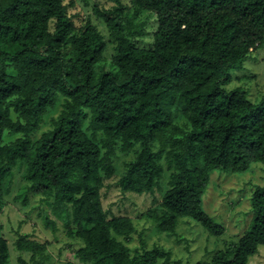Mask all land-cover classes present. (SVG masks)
Listing matches in <instances>:
<instances>
[{
	"label": "trees",
	"instance_id": "trees-1",
	"mask_svg": "<svg viewBox=\"0 0 264 264\" xmlns=\"http://www.w3.org/2000/svg\"><path fill=\"white\" fill-rule=\"evenodd\" d=\"M92 11L107 41L75 0H0V213L20 173L13 201L40 196L44 225L80 244V264H189L143 241L131 250L135 225L104 209L103 191L116 179L122 194L152 196L166 177L159 206L145 213L158 232L174 234L187 218L223 233L201 208L210 172L264 167V99L223 87L264 47V0H133ZM141 12L156 17L146 47ZM108 44L109 66L97 73ZM119 153L130 158L117 177ZM250 205L237 243L196 264H247L258 253L264 183ZM15 235L23 256L12 263L0 237V264H76L51 262L47 242Z\"/></svg>",
	"mask_w": 264,
	"mask_h": 264
},
{
	"label": "rangeland",
	"instance_id": "rangeland-1",
	"mask_svg": "<svg viewBox=\"0 0 264 264\" xmlns=\"http://www.w3.org/2000/svg\"><path fill=\"white\" fill-rule=\"evenodd\" d=\"M75 1L81 10L82 17L89 18L104 35L106 41L108 40L107 31L93 14V7L96 6L99 10L111 12L118 5L131 8L133 3V0ZM139 19L146 21L147 33L140 43L146 47L152 41V33L156 29V17L150 13L141 12ZM111 53H113V47L108 44L106 59L97 68V73L101 69L108 68ZM229 74V81L223 85L226 90L239 88L246 92L247 98L252 102L264 99V47L252 52L241 69L231 70ZM46 126L43 125L41 131ZM9 139H13V137ZM129 158L130 156L121 153L114 158L117 177L123 172L124 163ZM20 176V173L15 175L12 191L0 213V237L6 239L9 244L10 261L14 263L18 257L23 256L14 246L17 239L15 231H19L20 234L29 235L31 240L47 242L46 252L49 253L51 262L71 261L80 264L73 254L80 244L67 238L61 228L53 233L44 225L43 215L46 213L50 216V214L40 196L29 194L26 207L13 201L17 191L24 185ZM165 181L166 177L161 183L162 191L165 189ZM263 183L264 167L258 162L250 163L248 169L240 173L224 170L210 172L209 181L202 196L201 208L206 215L223 227V233L217 236L210 235L200 224L187 218H179L174 234L158 232L154 223L146 218L145 213L149 208L159 206L162 191H156L152 196L122 194L116 186V179L106 183V188L103 191V207L112 215H124L132 219L136 231L131 235L128 244L131 250H141L140 246L143 241L146 249L159 246L168 251L172 259L196 264L200 261L210 260L217 251L227 250L237 243L252 221L251 195ZM154 199H156V204H153ZM247 264H264V246H259L258 253L250 257Z\"/></svg>",
	"mask_w": 264,
	"mask_h": 264
}]
</instances>
